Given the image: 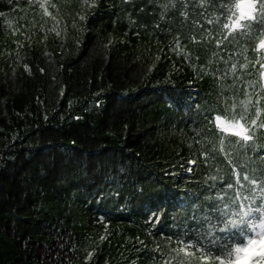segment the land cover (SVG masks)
<instances>
[{"label":"trees","instance_id":"trees-1","mask_svg":"<svg viewBox=\"0 0 264 264\" xmlns=\"http://www.w3.org/2000/svg\"><path fill=\"white\" fill-rule=\"evenodd\" d=\"M92 3L0 0V264H209L175 237L264 178L215 119L262 88L264 25L225 30L234 0Z\"/></svg>","mask_w":264,"mask_h":264},{"label":"snow or ice","instance_id":"snow-or-ice-1","mask_svg":"<svg viewBox=\"0 0 264 264\" xmlns=\"http://www.w3.org/2000/svg\"><path fill=\"white\" fill-rule=\"evenodd\" d=\"M89 6H97L95 0ZM40 7L44 8L45 4L41 3ZM184 7L187 8V4ZM221 7H224V5L222 4ZM227 8L229 13L227 16L228 22L223 23L225 30L247 29L251 31L255 23L264 25V0H234V3L228 5ZM47 14L45 9V15ZM181 15L187 18L188 13L186 11L181 12ZM208 22L213 23L211 20ZM219 43L220 41L217 40L218 46ZM257 50H264V31L261 32ZM235 67L233 65V70ZM261 68H264V63H261ZM25 70H28L27 67ZM41 72H43V69H41ZM261 75H264V73H261ZM257 115H259V109ZM215 119L219 127L220 115H217ZM242 119L243 117H241ZM251 124L257 128H264V124H258L255 119L251 121ZM223 127L225 130L234 132L236 136L241 137L245 142L253 139L249 129L240 120L227 122ZM188 163L194 164L195 161L189 160ZM261 171H264V169ZM233 172L238 173V170L234 168ZM243 180L254 186L250 192L242 194L238 188L233 196L228 191L233 188V184L229 183L221 189L222 195L217 193L215 198L210 195L206 197L209 203L204 204L202 210L201 206L193 205L191 219L196 221V226L176 235L177 243L182 245L176 249L178 253H184L185 256L199 253L200 259L208 261L209 264H242V262L243 264H264V178L250 177L245 173ZM237 185L240 188L244 187L239 179ZM197 212H199V215H197ZM256 214L259 215L258 219ZM152 218L159 222L160 217L155 213ZM237 236L243 237L244 242L230 243ZM214 249H219V254H214ZM88 255L91 256V253Z\"/></svg>","mask_w":264,"mask_h":264},{"label":"rangeland","instance_id":"rangeland-1","mask_svg":"<svg viewBox=\"0 0 264 264\" xmlns=\"http://www.w3.org/2000/svg\"><path fill=\"white\" fill-rule=\"evenodd\" d=\"M262 88L252 82L247 88L246 92L241 95L238 94L233 99H241V101H233L231 110L233 113L230 119L225 121L220 120V127L224 132V136L231 140V145L236 147L238 151L241 150L244 166L252 171H261L264 169V128H257L251 124L253 119L257 120L258 124H264V76L260 77ZM242 98H247L246 103H243ZM259 109V115L257 110ZM246 118H244V117ZM241 117L243 119L241 120ZM240 122L249 129L253 139L245 142L241 137H238L231 130H225L223 125L227 122ZM224 153L228 155L230 151L228 147L222 148Z\"/></svg>","mask_w":264,"mask_h":264}]
</instances>
